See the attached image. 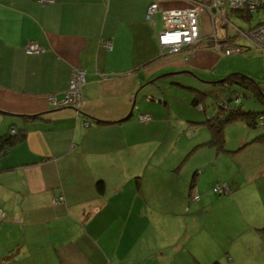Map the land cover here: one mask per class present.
Returning a JSON list of instances; mask_svg holds the SVG:
<instances>
[{"label": "crops", "instance_id": "1", "mask_svg": "<svg viewBox=\"0 0 264 264\" xmlns=\"http://www.w3.org/2000/svg\"><path fill=\"white\" fill-rule=\"evenodd\" d=\"M192 1L0 0V138L25 131L0 157V264H264L262 171L249 169L232 194L214 197L181 156L169 166L165 156L150 161L166 123L139 92L133 101L160 78L187 75L213 88L233 71L262 79L264 92V52L225 56L211 47L214 34L235 36L226 8L214 23L200 16L195 48L160 55L161 11ZM152 3L160 11L147 19ZM29 43L44 51L26 54ZM76 68L85 72L80 109L48 105L49 96L64 97ZM199 106H186L175 132L203 138L192 150L210 140L201 122L212 111Z\"/></svg>", "mask_w": 264, "mask_h": 264}, {"label": "rangeland", "instance_id": "2", "mask_svg": "<svg viewBox=\"0 0 264 264\" xmlns=\"http://www.w3.org/2000/svg\"><path fill=\"white\" fill-rule=\"evenodd\" d=\"M226 11H229V9L226 8ZM228 14V32L230 35L235 36H239L237 28L247 32L250 27L255 26L264 19L263 10L252 14L249 21L241 19L235 14H230V12H228ZM236 44L249 47L248 41L244 38H240ZM234 72L246 75L244 71H233V73ZM228 74H230V72ZM255 82L260 84L263 80H255ZM178 85L208 87L206 84L196 83L193 78L187 75L168 76L147 84L138 94L144 108L153 110L154 115L151 114L153 119L155 120L157 118L158 120H164L166 123L160 122L159 134L162 135L159 137V141H156L157 143L153 145L157 153L150 156V161L157 162L161 160V156H165L164 164L168 163L167 166H169L171 160L173 161L174 158L181 156L179 158L181 160L184 158L183 161L185 162L183 165H185V169L193 168V170L203 172L196 177V180L205 187L210 185L209 192L213 194L214 197L218 198H225L228 194L218 195L214 193L213 188L216 184L222 186L226 185L228 187L231 186L230 191L233 192L232 183L235 181L238 182V177L242 178L247 174L249 169L262 171L258 182L264 183V143L252 142L256 136L264 135V121H261L255 129L248 127L243 121H236L228 124L223 134L225 151H217L213 146H204L201 150H199L201 147L192 150L194 146H196V142L203 138L196 141L195 138L191 139L185 133L179 136L175 134L176 130L179 129L177 126L179 118L181 116H187L189 113L186 109H188V104L190 105L192 99V94L180 88ZM216 87H208L207 90L211 91L208 93L205 92L208 96L205 109L208 111H212L213 113L215 104H218V101L223 100L230 91H236L243 110L264 112V103L257 100L253 92L241 90L236 87ZM231 106H236V101L232 100ZM139 112L138 107H135L132 119H136V115H138ZM196 115L200 116V114ZM170 122L172 123V132L166 137ZM200 128L202 129L203 127ZM200 136L201 131L197 132L195 135L196 138ZM192 175L193 171L191 173V176Z\"/></svg>", "mask_w": 264, "mask_h": 264}, {"label": "built area", "instance_id": "3", "mask_svg": "<svg viewBox=\"0 0 264 264\" xmlns=\"http://www.w3.org/2000/svg\"><path fill=\"white\" fill-rule=\"evenodd\" d=\"M52 0H40L41 4L50 3ZM262 0H210L208 4H204L201 1H192L189 8L185 9H173L161 11L163 17V30L158 34L157 40L160 50V55H172L182 53L189 49L195 48L200 43L199 33V18L204 13L207 14L212 23L217 17L221 16L222 8H228L231 11H247L248 13H254L260 6ZM160 11L157 4L152 3L148 6L146 11V18L152 19V17ZM238 38H244L254 48L264 52V23L248 29L247 32L237 29ZM211 47L222 53L225 56L233 54H239V47H232L226 44H220L217 41L215 34L212 37ZM111 42L106 41L102 43V46L106 49L111 48ZM44 50L42 47L35 43H29L25 47V52L28 55H37ZM85 83V72L82 69L76 68L72 71L70 77L69 88L66 91L64 97L61 100H57L54 96L47 98L48 105L53 108L62 107H74L80 109L82 104V86ZM201 108V106H200ZM139 120L147 122L149 117L140 116ZM14 133V130L11 131ZM229 189L226 186L217 184L214 187L216 194H228ZM198 196H193L192 200H198ZM63 200L62 197L56 199L59 203ZM2 211L0 209V218Z\"/></svg>", "mask_w": 264, "mask_h": 264}, {"label": "trees", "instance_id": "4", "mask_svg": "<svg viewBox=\"0 0 264 264\" xmlns=\"http://www.w3.org/2000/svg\"><path fill=\"white\" fill-rule=\"evenodd\" d=\"M200 1L203 2L204 4H208L210 0H200ZM261 10L264 11V0H262L260 6L258 7V9L255 10V12H259ZM228 12H230L231 14H235L239 18L244 19L246 21H249L252 17V14L255 13V12L248 13L247 11H231V10L227 11V13ZM262 23H264V19L262 20V22L256 24L253 27H250L249 29L257 27ZM232 38L231 37L226 38L224 42L220 41V39L218 38L216 39L218 42H220V44H226L232 47H239L240 53L244 52V50L247 49V47L241 46L239 44H231L232 42H229V40H231ZM249 47L254 48L251 44H249ZM208 84H211L214 87L217 86V88L236 87L241 90L253 92V95L257 98V100L264 103V92L259 86V83H256L255 80L252 77H249L248 75L234 72L228 74L226 77L222 78L219 81L210 82ZM188 89L192 92L191 105L193 107H198L199 104L202 101H205L208 97L207 94H203L197 91L196 89H192V88H188ZM232 100L236 101V106H231ZM204 107L205 104L201 106V108L203 109ZM32 118H34V116H30V117L27 116L25 119L31 120ZM236 121H243L248 127L255 129L261 121H264V112H253V111L243 110L240 105V98L238 97V93L236 91H230V93L223 100L218 101V104H215L214 111L211 114V116L205 117L203 122H201V124H203L206 128H208L210 132V140L201 145H198L197 147L199 148L204 146H213L217 151H225L224 137H223L224 129L228 124H231ZM12 130H14L13 134L11 133ZM24 138H25L24 129L17 130L15 128H11L5 136L0 138V157L5 155L7 151L14 144L23 140ZM252 142L264 143V135L256 136ZM228 189L230 190V187H228ZM213 192H214V188H213ZM230 192L231 191H229L228 194H230Z\"/></svg>", "mask_w": 264, "mask_h": 264}, {"label": "water", "instance_id": "5", "mask_svg": "<svg viewBox=\"0 0 264 264\" xmlns=\"http://www.w3.org/2000/svg\"><path fill=\"white\" fill-rule=\"evenodd\" d=\"M152 82H154V81H152ZM152 82H150V83H152ZM146 86V85H145ZM145 86H143V87H141L135 94H134V96H133V101H135V98H136V96H137V94H138V92H140L141 91V89L142 88H144ZM129 116H131V113H130V115Z\"/></svg>", "mask_w": 264, "mask_h": 264}]
</instances>
